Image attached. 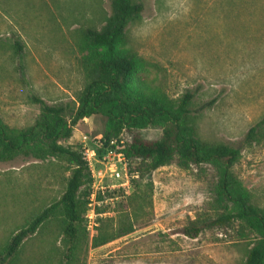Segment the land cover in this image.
Here are the masks:
<instances>
[{
    "label": "rangeland",
    "instance_id": "rangeland-1",
    "mask_svg": "<svg viewBox=\"0 0 264 264\" xmlns=\"http://www.w3.org/2000/svg\"><path fill=\"white\" fill-rule=\"evenodd\" d=\"M145 10L127 27L126 49L139 62L133 82L170 100L195 94L192 108L201 141L240 147L232 168L251 202L264 209V139L246 145L247 131L264 117V0H144ZM112 0H0V121L9 128L30 127L40 109L71 103L86 81L89 52L85 31L101 29ZM21 43L23 75L14 43ZM207 105L205 108L202 106ZM100 114L75 125L61 144L85 153L98 195V219H116L122 199L147 193L151 201L146 227L99 248L83 249L84 264H244L252 237L238 226L205 228L198 237L181 234L197 214L212 210L213 171L208 166L172 162L145 175L131 173L126 193L112 191L108 168L97 162L110 149L100 140L106 130ZM161 129L141 131L157 140ZM126 141L122 132L115 141ZM56 159L17 158L0 162V246L33 215L59 199L69 172ZM139 188L137 189V187ZM103 201V202H101ZM221 211V210H219ZM28 239L22 260L61 261L65 243L61 217ZM143 225V224H141ZM88 233V232H87ZM89 235V234H88ZM90 238V235H89Z\"/></svg>",
    "mask_w": 264,
    "mask_h": 264
},
{
    "label": "trees",
    "instance_id": "trees-1",
    "mask_svg": "<svg viewBox=\"0 0 264 264\" xmlns=\"http://www.w3.org/2000/svg\"><path fill=\"white\" fill-rule=\"evenodd\" d=\"M144 10V0H112L109 17L101 29L85 31L88 66L84 87L76 101L49 105L33 98L40 113L34 124L25 129H12L0 121V162L52 158L63 163L64 171L69 172L59 199L33 215L0 246V264H51L47 257L36 262L22 260L21 253L26 241L58 214L65 251L57 264H84V248L102 247L132 234L137 227L148 225L150 197L135 192L122 199L115 220L97 217V226L89 238L84 226L90 211L88 163L80 150L63 146L61 142L71 137L78 121L97 114L107 122L100 140L103 145L122 132L127 135L120 153L126 159L129 174L135 173L138 182L175 161L187 167L208 166L214 177L211 206L217 214H197L181 234L196 238L205 228L237 225L240 234L252 237L244 264H264V209L251 202L232 171L240 158V147L200 140L195 121L198 111L192 108L194 93L188 91L181 98L170 100L159 91L133 82L139 62L126 49L127 27ZM13 48L23 75V46L16 42ZM148 126L161 129L159 139L151 141L142 137L141 131ZM263 139L264 117L247 131L243 143L251 145Z\"/></svg>",
    "mask_w": 264,
    "mask_h": 264
},
{
    "label": "built area",
    "instance_id": "built-area-1",
    "mask_svg": "<svg viewBox=\"0 0 264 264\" xmlns=\"http://www.w3.org/2000/svg\"><path fill=\"white\" fill-rule=\"evenodd\" d=\"M123 140H119V146L116 145L115 141H110V149L107 150V152L102 156L101 159L96 158L97 162L101 165L105 166L107 168L106 174L108 172V176L110 177L112 183L107 186V188H110L112 191L116 192H124L130 188V179L133 177L128 172L127 162L124 156L120 153V150L123 148L124 145ZM84 157V160L88 163L91 158L96 157L95 152L93 149H86L85 153L82 154ZM90 170V169H89ZM105 194V187L99 186L96 184L92 185V189L90 191L89 197H88V207L90 209L89 213L85 216V222L84 226L90 237L92 236V233L94 231V228L97 226L96 219L98 217V214L95 212V203L98 195H101L104 197ZM103 202V201H101Z\"/></svg>",
    "mask_w": 264,
    "mask_h": 264
}]
</instances>
